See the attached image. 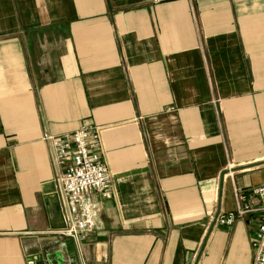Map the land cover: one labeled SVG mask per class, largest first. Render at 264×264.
<instances>
[{
  "label": "crops",
  "instance_id": "obj_1",
  "mask_svg": "<svg viewBox=\"0 0 264 264\" xmlns=\"http://www.w3.org/2000/svg\"><path fill=\"white\" fill-rule=\"evenodd\" d=\"M87 125L113 190L78 244L43 135ZM262 185L264 0H0V264H254L264 213L216 218Z\"/></svg>",
  "mask_w": 264,
  "mask_h": 264
},
{
  "label": "built area",
  "instance_id": "obj_2",
  "mask_svg": "<svg viewBox=\"0 0 264 264\" xmlns=\"http://www.w3.org/2000/svg\"><path fill=\"white\" fill-rule=\"evenodd\" d=\"M161 1L165 0H156ZM102 130L100 126L87 125L69 134L43 135L60 169L62 211L67 224L54 232L71 237L78 244L87 233L101 227V205L96 194L108 198L113 190L112 174L100 156ZM236 194L240 207L218 215L216 220L220 225L232 226L248 214L264 213V185L245 191L237 189ZM253 246L256 250L254 264H264V220L257 226Z\"/></svg>",
  "mask_w": 264,
  "mask_h": 264
},
{
  "label": "water",
  "instance_id": "obj_3",
  "mask_svg": "<svg viewBox=\"0 0 264 264\" xmlns=\"http://www.w3.org/2000/svg\"><path fill=\"white\" fill-rule=\"evenodd\" d=\"M38 247H39L38 248L39 252L36 255V258L38 260H40V261H42L43 259L50 260L52 254L48 252L49 247H47V248L45 247L44 249H42L40 246H38ZM61 253L60 252L58 253L59 254L58 257L62 256L61 260H62V263H64L65 262V257L63 256V252L62 251H61ZM54 254H56V253H54ZM67 255H68L69 258H71L72 264H77L75 251L73 249L68 250ZM56 256H57V254H56Z\"/></svg>",
  "mask_w": 264,
  "mask_h": 264
}]
</instances>
